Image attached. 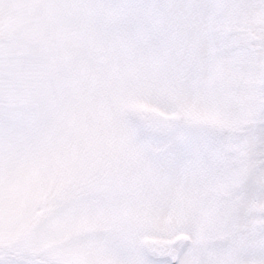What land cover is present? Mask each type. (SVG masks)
<instances>
[{
    "label": "snow or ice",
    "instance_id": "obj_1",
    "mask_svg": "<svg viewBox=\"0 0 264 264\" xmlns=\"http://www.w3.org/2000/svg\"><path fill=\"white\" fill-rule=\"evenodd\" d=\"M0 264H264V0H0Z\"/></svg>",
    "mask_w": 264,
    "mask_h": 264
}]
</instances>
